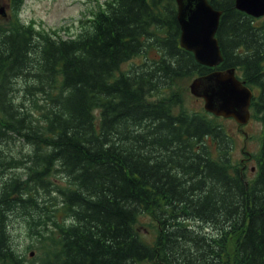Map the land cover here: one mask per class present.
I'll return each instance as SVG.
<instances>
[{"label": "trees", "instance_id": "1", "mask_svg": "<svg viewBox=\"0 0 264 264\" xmlns=\"http://www.w3.org/2000/svg\"><path fill=\"white\" fill-rule=\"evenodd\" d=\"M209 1L222 11L224 59L214 68L181 46L176 0L108 1L68 39L36 32L18 16L23 0H10L16 17L0 23V168L26 178L0 171V264H25L6 211L52 213L39 264H264V18L236 0ZM228 68L258 90L253 178L231 165L219 117L179 107L181 81ZM147 214L151 241L140 232Z\"/></svg>", "mask_w": 264, "mask_h": 264}, {"label": "rangeland", "instance_id": "2", "mask_svg": "<svg viewBox=\"0 0 264 264\" xmlns=\"http://www.w3.org/2000/svg\"><path fill=\"white\" fill-rule=\"evenodd\" d=\"M108 1L112 0H23V4L20 5L17 13L19 18L27 25L32 26L36 32L68 39L79 36L90 27L93 16ZM12 5L10 0H0V23L4 26H8L16 17L17 13ZM154 50L156 49L150 50L147 53L149 57L146 58L152 59L158 56L157 50ZM143 57L144 55L138 56L124 63L122 65V71L125 72L134 64L141 63ZM192 80L186 79L180 82L179 93L183 96V103L179 107H185L191 111H205L204 100L196 97L190 91ZM16 84V96L21 97L23 100L24 96L20 92L23 91L26 94V81L22 80ZM253 90L254 93L258 91L256 88H253ZM219 120L230 138H232L228 142L227 148L231 152H229L231 165L245 172L247 177H255L258 166L257 156L260 152L263 136L262 122L254 114L253 109L251 118L245 125H240L232 118L219 117ZM26 146H19L16 148V151L23 150V152L27 153L29 148ZM214 155L216 157L220 156L217 149L214 150ZM0 171L2 174H6L7 172L20 173L23 179L26 178L24 169L20 167L0 168ZM61 183L65 184L64 182ZM57 202L55 201L53 203V206H55L53 209L59 207L61 204ZM51 214L44 218L32 220L21 212H5L12 245L17 254L25 259V264H39L38 259L44 256L43 251L39 249V239L43 235L48 236L55 231V225L53 223L54 217ZM65 217L66 213L64 211H58V219L67 220ZM151 221L152 218L148 214L144 215L141 218L140 225L141 235L149 241L154 238ZM197 225L199 224L197 223ZM140 264H150V262L145 261Z\"/></svg>", "mask_w": 264, "mask_h": 264}, {"label": "water", "instance_id": "3", "mask_svg": "<svg viewBox=\"0 0 264 264\" xmlns=\"http://www.w3.org/2000/svg\"><path fill=\"white\" fill-rule=\"evenodd\" d=\"M176 3L181 46L191 51L201 64L220 65L224 57L217 31L222 11L209 0H176ZM236 7L254 17L264 16V0H236ZM190 91L203 98L205 110L215 116L234 118L240 124H246L251 117L253 91L238 78L235 68L216 69L195 78Z\"/></svg>", "mask_w": 264, "mask_h": 264}]
</instances>
